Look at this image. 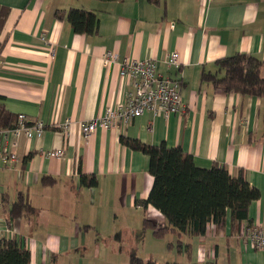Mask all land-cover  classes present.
<instances>
[{
    "label": "crops",
    "instance_id": "crops-1",
    "mask_svg": "<svg viewBox=\"0 0 264 264\" xmlns=\"http://www.w3.org/2000/svg\"><path fill=\"white\" fill-rule=\"evenodd\" d=\"M71 8L95 12L98 32L75 34L56 17ZM0 9L7 10L1 103L29 126L46 125L32 138L4 139L6 129L0 130V147L17 156L0 161L2 238L27 250L29 264H110L120 238L142 233L145 219L166 225L158 210L137 203L147 199L153 177L148 157L119 142L127 137L181 148L200 168L242 171L259 191L246 220L234 228L227 216L219 231L209 224L204 236L171 235L180 242L178 254L196 264H264V252L240 237L252 225L264 226V99L202 81L203 73L222 76L216 61L237 53L264 62V0H0ZM173 52L179 65L168 68L165 58ZM108 54L117 61L106 64ZM125 59L154 60L157 73L179 80L185 113L145 112L84 139L79 123L120 105L132 90L120 74ZM68 120L63 131L59 125ZM57 151L61 157L49 156ZM81 176H94L96 186H84Z\"/></svg>",
    "mask_w": 264,
    "mask_h": 264
},
{
    "label": "trees",
    "instance_id": "trees-1",
    "mask_svg": "<svg viewBox=\"0 0 264 264\" xmlns=\"http://www.w3.org/2000/svg\"><path fill=\"white\" fill-rule=\"evenodd\" d=\"M124 1V0H99ZM56 17L65 20L78 35H93L98 32L99 20L92 11L71 8L57 11ZM7 17V10L0 9V33ZM222 76L203 73L202 81L225 93H238L242 96L264 99V77L260 71L264 62L259 58L237 53L216 61ZM0 97V130L15 127L16 118L8 113ZM264 125V113H263ZM121 145L141 152L149 159L148 171L153 184L147 199L137 202L146 208L158 210L166 220V225L156 227L151 221H143V229H152L155 237L173 234L190 237L204 236L209 224L215 231L224 228L225 219L230 218L232 227L247 219L248 207L259 198V191L243 177L242 171L232 176L224 167L213 165L211 168L197 167L191 155L178 147L147 145L137 139L120 137ZM81 184L94 187V176H81ZM15 206L14 210L18 209ZM180 242L177 241V246ZM30 254L14 240H5L0 245V264H29ZM128 264H156L132 254ZM176 264V263H172Z\"/></svg>",
    "mask_w": 264,
    "mask_h": 264
},
{
    "label": "built area",
    "instance_id": "built-area-1",
    "mask_svg": "<svg viewBox=\"0 0 264 264\" xmlns=\"http://www.w3.org/2000/svg\"><path fill=\"white\" fill-rule=\"evenodd\" d=\"M117 61V55L108 54L105 63ZM178 53L173 52L166 56L165 63L168 68L178 67ZM122 77L128 78L132 84V90L127 92L125 100L120 105L105 110L98 118L79 123V132L84 139H88L97 129L110 130L118 126H125L145 112H151L154 116L168 117L170 114H183L186 106L181 96V84L177 79L163 76L157 73V63L154 60H124L121 64ZM70 121L59 125L66 131ZM46 128L42 121H36L27 125L26 117L18 115L15 127L2 130L4 139L8 134L16 136L24 135L26 138L41 137ZM49 156L61 157L62 151L49 153ZM17 156L14 153L0 147V161L3 164L15 162ZM241 240L253 248L264 252V226L252 225L242 231ZM5 241L0 236V245Z\"/></svg>",
    "mask_w": 264,
    "mask_h": 264
},
{
    "label": "rangeland",
    "instance_id": "rangeland-1",
    "mask_svg": "<svg viewBox=\"0 0 264 264\" xmlns=\"http://www.w3.org/2000/svg\"><path fill=\"white\" fill-rule=\"evenodd\" d=\"M152 229H143L142 233L128 234L120 238L122 243L118 254L111 255L110 264H128L132 254L143 260H152L156 264H196L195 258L189 261L186 255H179L176 246V237L166 234L155 237ZM114 240V239H113ZM109 256V254L107 255ZM93 261V260H92ZM206 264V263H205Z\"/></svg>",
    "mask_w": 264,
    "mask_h": 264
}]
</instances>
